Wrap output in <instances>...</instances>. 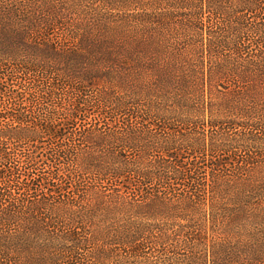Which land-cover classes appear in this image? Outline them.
Segmentation results:
<instances>
[{"label":"trees","instance_id":"obj_1","mask_svg":"<svg viewBox=\"0 0 264 264\" xmlns=\"http://www.w3.org/2000/svg\"><path fill=\"white\" fill-rule=\"evenodd\" d=\"M97 1L120 9L114 25L97 9L60 50L51 30L79 34L65 0H0V264H264V0H71ZM87 54L151 69L161 99L125 124L118 164L69 145L39 171L9 144L70 137L58 109L72 124L91 105L73 84ZM64 73L72 94L49 80Z\"/></svg>","mask_w":264,"mask_h":264},{"label":"rangeland","instance_id":"obj_2","mask_svg":"<svg viewBox=\"0 0 264 264\" xmlns=\"http://www.w3.org/2000/svg\"><path fill=\"white\" fill-rule=\"evenodd\" d=\"M65 2V4L61 3L58 6V20H60L66 26L74 23L75 27L77 26L79 34L75 37H72L63 27L55 29V31L51 30L48 36L54 39V43L56 41L58 42L57 44H60L58 45L61 47H58L60 48V50L75 49V45L78 42L80 34L85 31V23L87 22V19H89V22L91 23L97 22L98 17L95 13L97 9H101V11L108 13L107 16H105L106 22L111 25H114L113 22L117 19V13L120 10L110 9L99 1L93 3V5H86L85 3L76 4V2H71V0H65ZM123 11L124 10H122V12ZM90 57L91 56L89 54L85 55L83 63L84 66L93 73L90 72L91 75L88 76L87 80L85 79L81 83L78 82V84L77 81H73V84H80L83 92L82 97H77V100L82 102V100L85 98L86 101L92 102L91 105L86 109H84L85 107H83L82 110L75 111L77 112V118L73 120L72 124L70 122L69 116L64 111H61L62 109H58L59 113L61 114V116L59 115V120L57 122L58 127H60L63 131L65 130V133H67V135L70 137H66L64 140L49 139L48 137H44L43 143H38L37 141H23L22 143H19L17 145H14L12 143L9 144V146L12 147L13 154H36L37 159L40 160L37 164V168L39 171H43L48 167L51 168L50 165L52 164L46 158L49 152L51 153V150L53 148H57L60 146L64 148L69 145H76L79 146V148H85L79 149L78 153V158L80 157L79 160L82 164L83 160L81 159V156H84L86 153L80 156L81 151H89L87 153H91L93 156L99 157V161L102 162L103 165L118 164L119 159H117L116 157L113 158L108 152H112L114 150L125 151L124 153L131 152L130 149H119L120 144L125 145L129 144L130 142L127 132L131 130L130 128H127L125 124L127 125L128 120V122L132 120L135 122V115L133 116V112L141 110V108H144L149 104H154L153 101L157 99H161L160 96L157 95V88L155 87L156 84L151 83V75L155 77L153 72L150 71L151 69H146L144 67L136 68V70H134V67L130 66L127 57L124 55H119V58L117 57V60L114 61L112 55L109 57H105L104 55L101 56L98 54L96 55V57H92L97 60V63L95 62L94 64L88 63L87 58ZM58 61L61 65H64L66 63L65 59H58ZM126 71L130 74V76ZM53 77L56 78L55 80H60L57 82L62 85V91L64 93H73V90L67 84L68 80L70 79L68 75H66L65 73L61 75L52 74V77H49V80L51 81ZM33 79L34 78L30 80ZM34 81L37 83H42V78L40 76L36 77ZM28 84L29 83L25 85V90L23 89L25 87L19 85L18 81H15L13 86V91L15 92H13L12 95H16L17 92H23V99H28L27 96L30 95V93L28 94V88H30L31 86L30 85L27 88ZM15 97L17 99V96ZM52 102L53 101L44 103L43 107H47L49 110L52 108V110L54 111V106L52 107L54 103ZM57 102H60L62 103L61 105L69 108L68 102H65L64 99H59L57 100ZM169 103L170 101L168 102V104ZM26 105L23 106H25L26 109H29V111L32 112L31 114H33V117H35L34 114L37 115V112L33 113L35 109H30V105L28 102ZM118 106H120V108L122 106V109L117 108ZM165 106H167V103H165ZM101 109L103 111H109L110 113H112V115L110 116L109 114L102 113ZM122 110L124 112H122ZM13 112L15 113L14 110ZM41 114H44L43 111H41ZM207 118H209V114H207ZM93 130H97V133H101V136H97L98 134ZM69 131L73 132L70 133ZM236 132H238V129H233L231 134L234 135V133ZM87 134H89V140H87ZM144 137L149 139L151 138L150 136ZM120 140H123V143H120ZM98 149H108V151H100ZM19 159L23 162L25 156H21ZM42 160H45L48 166ZM21 168L23 172L26 171L24 166H22ZM91 180H93V178Z\"/></svg>","mask_w":264,"mask_h":264}]
</instances>
